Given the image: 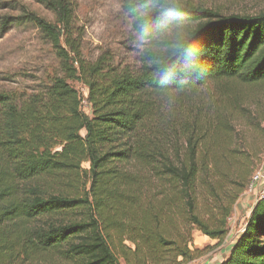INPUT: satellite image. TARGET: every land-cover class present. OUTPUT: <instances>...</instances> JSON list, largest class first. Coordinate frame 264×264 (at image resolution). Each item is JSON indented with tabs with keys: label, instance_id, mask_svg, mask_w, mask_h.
Returning a JSON list of instances; mask_svg holds the SVG:
<instances>
[{
	"label": "trees",
	"instance_id": "16d2710c",
	"mask_svg": "<svg viewBox=\"0 0 264 264\" xmlns=\"http://www.w3.org/2000/svg\"><path fill=\"white\" fill-rule=\"evenodd\" d=\"M34 1L54 23L1 25H32L57 67L25 98L0 91V264H187L194 232L221 243L261 154L235 88H264V11L124 0L146 42L132 73L83 59L72 0ZM221 264H264V196Z\"/></svg>",
	"mask_w": 264,
	"mask_h": 264
},
{
	"label": "rangeland",
	"instance_id": "374dc122",
	"mask_svg": "<svg viewBox=\"0 0 264 264\" xmlns=\"http://www.w3.org/2000/svg\"><path fill=\"white\" fill-rule=\"evenodd\" d=\"M123 1L72 0L73 33L80 40L81 54L86 62L93 63L103 57L114 69H127L135 73L146 42L133 31L132 18L124 8ZM179 1L221 15H255L264 11V0ZM23 11L54 23L52 14L34 0H0V91L12 92L21 98L44 88L47 78L57 67L50 46L32 25H1L5 17L19 16ZM70 84L79 93L85 89L79 82ZM235 89L245 97L244 115H251L250 118L243 116L241 120H236L235 125L249 141L255 143L256 151L261 153L255 169L258 170L264 165V88L236 86ZM199 95L207 100L214 96V92L210 86H205ZM252 201L249 198L248 202ZM232 215L228 228L233 227ZM194 234L198 236L200 233Z\"/></svg>",
	"mask_w": 264,
	"mask_h": 264
},
{
	"label": "crops",
	"instance_id": "0c3cea01",
	"mask_svg": "<svg viewBox=\"0 0 264 264\" xmlns=\"http://www.w3.org/2000/svg\"><path fill=\"white\" fill-rule=\"evenodd\" d=\"M249 198L253 199L251 203L248 202ZM256 202L257 199L254 193H248L247 191L239 198L231 218L233 227L231 225L226 238L221 243L217 244L216 240H211L201 234L198 236L193 234L192 249L204 250V253L198 259L187 264H221L229 256L231 247L244 229L245 222ZM236 227L238 228L236 229Z\"/></svg>",
	"mask_w": 264,
	"mask_h": 264
},
{
	"label": "built area",
	"instance_id": "2783aa9c",
	"mask_svg": "<svg viewBox=\"0 0 264 264\" xmlns=\"http://www.w3.org/2000/svg\"><path fill=\"white\" fill-rule=\"evenodd\" d=\"M80 96V106L82 111L88 115L90 113V106L86 100V89L81 91ZM247 192L254 193L257 200L264 196V165H262L258 170L254 171L251 175Z\"/></svg>",
	"mask_w": 264,
	"mask_h": 264
}]
</instances>
